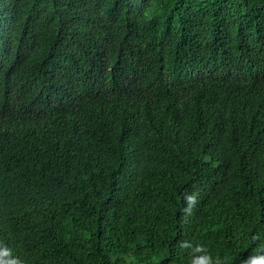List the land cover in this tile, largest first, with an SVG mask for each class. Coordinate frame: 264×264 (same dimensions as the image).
<instances>
[{"label":"trees","instance_id":"obj_1","mask_svg":"<svg viewBox=\"0 0 264 264\" xmlns=\"http://www.w3.org/2000/svg\"><path fill=\"white\" fill-rule=\"evenodd\" d=\"M0 264H264V0H0Z\"/></svg>","mask_w":264,"mask_h":264}]
</instances>
